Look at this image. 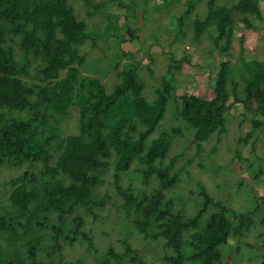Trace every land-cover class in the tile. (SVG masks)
Here are the masks:
<instances>
[{
  "label": "trees",
  "instance_id": "trees-1",
  "mask_svg": "<svg viewBox=\"0 0 264 264\" xmlns=\"http://www.w3.org/2000/svg\"><path fill=\"white\" fill-rule=\"evenodd\" d=\"M259 3L237 0L228 6L209 0L206 15L195 23V39L214 27V47L229 55L237 22L233 13L252 28L251 18L262 17ZM196 5L189 0L183 16ZM126 24L128 35L120 43L138 41L132 22ZM115 26L109 18L103 36L116 34ZM97 36L89 35L88 24L76 17L68 0H0V175L6 168L21 170L8 182L6 204L0 196V264H54L63 243L73 247L84 241L95 248L85 216L97 219L109 202L97 191L111 168L123 199L120 210L145 240H163L167 264L221 263L231 237L242 238L252 227L253 214L235 213L205 188L194 214L176 209L167 193L181 181L177 157L167 160L183 132L175 127L151 136L172 100L179 102L177 117L194 131L198 148L225 132L228 110L243 104L253 130L239 141L256 142L258 131L264 144V61L243 64L248 74L244 85L229 61L220 62L212 96L178 94L162 79L154 98L147 100L139 65L123 64L111 93L99 78L81 75L87 55L80 48ZM169 58L177 62L173 54ZM172 69L170 64L167 73ZM73 109L77 132L62 136L63 120ZM135 163L145 186L137 192L120 186L121 174ZM104 255L101 264H147L129 245L122 253L108 247Z\"/></svg>",
  "mask_w": 264,
  "mask_h": 264
},
{
  "label": "rangeland",
  "instance_id": "rangeland-1",
  "mask_svg": "<svg viewBox=\"0 0 264 264\" xmlns=\"http://www.w3.org/2000/svg\"><path fill=\"white\" fill-rule=\"evenodd\" d=\"M85 1L68 0L76 17L88 24L89 35L100 36L93 41L89 39L80 48V53L87 55L80 71L83 77L99 78L106 85L108 93L120 82L118 72L127 62L139 65L140 80L146 85L144 96L151 100L162 79L169 82L178 94L209 97L213 95L211 88L220 62L229 61L230 70L238 77V83L244 85L243 77L248 74L243 64L253 60L264 61V0L259 3L262 17L251 18L252 28H247L241 21L240 13H233L237 22L227 56L213 45L210 32L214 31V27L205 31L198 40L194 36L195 23L206 15L209 0H193L197 5L186 18L183 14L189 0L180 3L176 0ZM234 1L237 0H217V3L230 6ZM109 18L117 29L116 34L106 38L103 32ZM127 20L132 22L139 39L121 44L120 37L128 35ZM109 33H113V30H109ZM172 54L177 62L170 60L169 55ZM185 56L190 61H180ZM170 64L173 69L167 73ZM239 93L241 96L242 91ZM178 112L179 102L172 100L165 119L151 136L156 138L161 131L175 127L183 132L175 139L167 160L169 163V158L177 157L175 167L181 181L167 193V198L174 200L176 209H183L186 215H192L202 201L200 190L205 188L215 200L235 213L253 214L250 230L242 238L237 236L238 240L231 237L223 249V261L219 264H263L264 144L262 138L256 136L259 132L256 131L253 136L256 140L254 143L252 139L248 144L239 141L253 130V126L244 119L243 104L233 105L227 113L226 131L214 134L198 148L193 144L194 131L186 130V123L177 117ZM77 116V110L73 109L69 117L63 120L62 136L77 132ZM259 171H262V175L257 178ZM20 173L21 170L10 168L1 172L0 196L5 204L10 189L8 182ZM103 179L97 193L99 197L107 196L109 202L103 210H98L97 219L85 216V230L90 233L95 248H89L84 241H77L73 247L63 243L62 254L53 257L54 264H101L106 260L104 254L108 247L122 253L127 245L147 264H167L163 260L166 250L163 240H145L120 210L123 199L117 195L114 186L113 168ZM120 186L125 189L131 187L136 192L145 189L136 163L121 174ZM41 255H44L46 262L49 261L44 252Z\"/></svg>",
  "mask_w": 264,
  "mask_h": 264
}]
</instances>
